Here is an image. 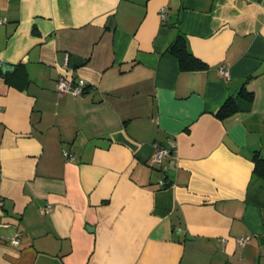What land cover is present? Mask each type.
Returning <instances> with one entry per match:
<instances>
[{
    "label": "crops",
    "instance_id": "0c3cea01",
    "mask_svg": "<svg viewBox=\"0 0 264 264\" xmlns=\"http://www.w3.org/2000/svg\"><path fill=\"white\" fill-rule=\"evenodd\" d=\"M0 63V264H264L262 1L0 0Z\"/></svg>",
    "mask_w": 264,
    "mask_h": 264
},
{
    "label": "trees",
    "instance_id": "16d2710c",
    "mask_svg": "<svg viewBox=\"0 0 264 264\" xmlns=\"http://www.w3.org/2000/svg\"><path fill=\"white\" fill-rule=\"evenodd\" d=\"M170 51L178 58L183 70H200L207 67L205 63L190 53L184 36H178L176 41L170 46ZM240 95L247 99H252V94L245 93L244 89L241 90ZM236 111L235 97L230 96L216 112V116L220 119H224L234 114ZM252 160L254 162V173L264 179V156L260 153H256Z\"/></svg>",
    "mask_w": 264,
    "mask_h": 264
},
{
    "label": "built area",
    "instance_id": "2783aa9c",
    "mask_svg": "<svg viewBox=\"0 0 264 264\" xmlns=\"http://www.w3.org/2000/svg\"><path fill=\"white\" fill-rule=\"evenodd\" d=\"M161 17L163 20L166 19V12L165 9L162 8L161 10ZM66 60H68V55L66 56ZM1 67V63H0ZM222 74H226V71L221 69ZM87 86V81L84 80L83 78H80L79 80L75 81L71 76H68L66 74H63L62 76L59 77L57 84H56V90L60 93H71L74 96H80L84 93L85 87ZM175 144L174 142H171V147H174ZM64 154L68 157L69 160L73 159L72 154L69 152L65 151ZM171 154V149L162 147L158 144H155V152L151 157V164L153 167L157 169H165L163 162L164 160L170 156ZM162 183L166 184L165 182L162 181ZM249 237H241L238 239L239 244H244L249 241ZM12 242L14 244L19 243L18 238L12 239Z\"/></svg>",
    "mask_w": 264,
    "mask_h": 264
},
{
    "label": "water",
    "instance_id": "95a60500",
    "mask_svg": "<svg viewBox=\"0 0 264 264\" xmlns=\"http://www.w3.org/2000/svg\"><path fill=\"white\" fill-rule=\"evenodd\" d=\"M259 1H262L263 3H264V0H259ZM12 68V66H10V65H8V64H2L1 65V69L3 70V71H5V70H10Z\"/></svg>",
    "mask_w": 264,
    "mask_h": 264
}]
</instances>
